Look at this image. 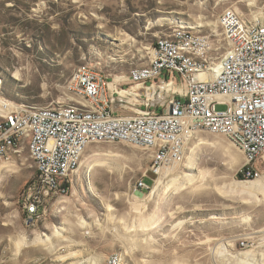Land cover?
I'll list each match as a JSON object with an SVG mask.
<instances>
[{
  "label": "rangeland",
  "instance_id": "374dc122",
  "mask_svg": "<svg viewBox=\"0 0 264 264\" xmlns=\"http://www.w3.org/2000/svg\"><path fill=\"white\" fill-rule=\"evenodd\" d=\"M228 9L253 18L264 0H0V101L58 106L74 97L69 84L84 64L126 83L175 27L220 38L217 20ZM151 161L143 148L90 145L69 195L32 221L20 204L36 176L28 148L1 164L0 264H104L111 255L127 264H264V177L239 179L245 155L230 140L201 132L182 164L137 194L146 172L154 184ZM57 228L67 241L54 236ZM48 236L52 248L32 245Z\"/></svg>",
  "mask_w": 264,
  "mask_h": 264
},
{
  "label": "built area",
  "instance_id": "2783aa9c",
  "mask_svg": "<svg viewBox=\"0 0 264 264\" xmlns=\"http://www.w3.org/2000/svg\"><path fill=\"white\" fill-rule=\"evenodd\" d=\"M259 19L232 9L221 13L220 38L175 27L153 45L150 62L126 83L108 81L88 64L76 68L58 106L18 105L0 114V166L27 147L36 176L20 204L28 221L51 201L66 198L70 177L92 144L123 143L151 153L147 172L133 185L150 192L169 168L185 160L201 133L225 136L245 155L248 180L264 177V11ZM227 109L219 111L218 106ZM160 110V111H159ZM242 170V171H243ZM245 245L246 240H241ZM104 264H127L111 255Z\"/></svg>",
  "mask_w": 264,
  "mask_h": 264
},
{
  "label": "bare ground",
  "instance_id": "6f19581e",
  "mask_svg": "<svg viewBox=\"0 0 264 264\" xmlns=\"http://www.w3.org/2000/svg\"><path fill=\"white\" fill-rule=\"evenodd\" d=\"M263 16V13L260 15L259 13H257L256 14V16L255 17H253V18H255V19H259V18H261ZM217 27H218V24H217ZM18 76H19V73L17 74ZM21 75V74H20ZM116 81H119V80H116ZM14 104H9V103H5L3 100L2 101H0V106L2 107H0V110L1 109H3V112L5 113V111H6V108L8 109V110H11V109H13V108H16V106H18V105H16V106H13ZM172 168V167H171ZM171 168H169L168 170H170ZM168 170H166L165 172H168ZM164 172V173H165ZM191 181L192 182H194V180H192L191 179ZM158 184V180H157V182H156V184H155V186H154V188L156 187V185ZM246 185H249V187H247V188H252V186L254 185V183L253 182H247L246 183ZM153 188V189H154ZM222 190V189H221ZM225 191V190H224ZM110 207V206H109ZM111 215V214H110ZM98 223V222H97ZM153 225V224H152ZM80 226L81 227H91L92 225L91 224H89V223H87V222H85V221H83V222H81V224H80ZM64 232H65V229L64 228H62V229H59V228H57V230H56V232H55V234H54V236L55 237H58L59 239H62L63 241H67V235H65L64 234ZM54 236H48L47 237V239H44V238H42V237H39V238H37L36 240H35V242H33L32 243V245H35V246H41V245H43V246H46L47 248H52L53 246H55L56 244H55V242H54V239H53V237ZM23 245L24 246H28V245H31V243L30 242H24L23 243ZM31 245V246H32ZM264 256V255H263ZM263 260H264V257L262 258ZM243 262V261H242ZM246 264H248L247 262H245Z\"/></svg>",
  "mask_w": 264,
  "mask_h": 264
},
{
  "label": "trees",
  "instance_id": "16d2710c",
  "mask_svg": "<svg viewBox=\"0 0 264 264\" xmlns=\"http://www.w3.org/2000/svg\"><path fill=\"white\" fill-rule=\"evenodd\" d=\"M245 172H246V170H243V171H241L238 174L239 179H241V180H248L247 177H246V173ZM251 180H253V178Z\"/></svg>",
  "mask_w": 264,
  "mask_h": 264
}]
</instances>
